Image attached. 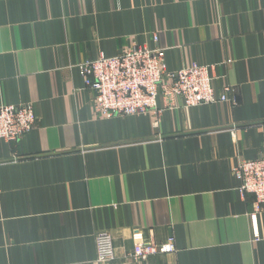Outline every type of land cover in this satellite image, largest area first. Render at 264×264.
I'll list each match as a JSON object with an SVG mask.
<instances>
[{
	"label": "crops",
	"instance_id": "obj_1",
	"mask_svg": "<svg viewBox=\"0 0 264 264\" xmlns=\"http://www.w3.org/2000/svg\"><path fill=\"white\" fill-rule=\"evenodd\" d=\"M132 46L209 66L236 104L97 115L77 65ZM23 104L34 127L0 139V264H99L101 232L109 264H264V205L234 175L264 157V0H0V106Z\"/></svg>",
	"mask_w": 264,
	"mask_h": 264
},
{
	"label": "built area",
	"instance_id": "obj_2",
	"mask_svg": "<svg viewBox=\"0 0 264 264\" xmlns=\"http://www.w3.org/2000/svg\"><path fill=\"white\" fill-rule=\"evenodd\" d=\"M153 42H158V35L153 37ZM76 68L85 88L94 94L95 112L103 118L146 114L156 110L159 97H163L166 106L172 109L178 108V103L182 108L225 102L236 104L228 95L232 92L231 87L225 85L218 91L215 89L209 66L192 64L174 72L168 71L162 47L142 49L132 46L120 55H99L96 60L81 62ZM35 122L31 104L2 105L0 139L17 143L32 130ZM234 175L239 182L241 197L252 195L255 211H260L264 205V157L243 160L234 168ZM94 243L97 263L109 264L116 260L109 233L96 234ZM174 251L171 240L164 245L139 242L131 257L147 261L150 256Z\"/></svg>",
	"mask_w": 264,
	"mask_h": 264
}]
</instances>
